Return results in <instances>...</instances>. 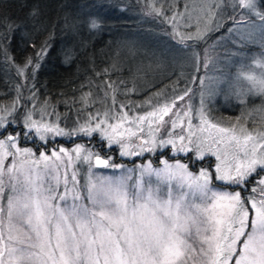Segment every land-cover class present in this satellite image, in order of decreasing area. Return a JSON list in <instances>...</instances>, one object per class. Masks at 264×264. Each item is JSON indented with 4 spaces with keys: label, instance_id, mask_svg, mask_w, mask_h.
<instances>
[{
    "label": "snow or ice",
    "instance_id": "6c2138e0",
    "mask_svg": "<svg viewBox=\"0 0 264 264\" xmlns=\"http://www.w3.org/2000/svg\"><path fill=\"white\" fill-rule=\"evenodd\" d=\"M146 5L150 15L163 16L171 23V35L181 44L204 39L209 31L219 29L224 19H231L235 27L229 25L222 36L231 37L236 33L241 42H251L253 32L241 28L244 16L254 14L264 21V13L258 11L256 0H210L209 6L201 9L204 27L201 29L198 21L193 32L181 33L180 21L184 28L191 27L187 5L182 6V11L169 9L171 15L154 2L146 0ZM222 5L231 7L234 13L243 9L248 12L238 18L225 17L226 8L221 11ZM88 26L94 29L99 24L91 19ZM3 39L6 41L8 37L5 35ZM260 42L264 46V35ZM31 46L36 48L34 44ZM48 48L47 42L36 48L34 56L26 57L23 66L18 68V74L31 68L28 76L34 80ZM208 62L206 51L205 67ZM255 62L264 69V61ZM241 78L250 85L235 93L241 103L249 94L264 96V71L259 77L240 72L237 81ZM221 82L223 77L217 80ZM111 87L110 83L105 85L106 89ZM197 87L205 88L203 79ZM209 90L215 92L211 87ZM190 91L186 86L183 92L159 104L155 110L137 117L138 121L157 117L165 123L164 118L169 116L175 128L179 117L185 115L191 129V119L187 117L191 107L186 101L180 110L172 111L177 101H184ZM14 105L0 108V264H196L194 257L202 258V264H264V132L238 136L233 128L211 123L206 119L201 100L200 123L225 134L227 143L234 144L236 149L230 160L208 149L220 161L214 169L215 179L228 186V190L217 191L210 187L211 173L201 169L194 175L185 163L163 160L162 168H153L148 163L139 168L133 180L132 172L116 178L98 176L94 168L116 169L123 165L112 164L110 158L80 145L72 150V156L65 148H50L37 157L31 148L18 146L19 135L5 131L8 123L19 119L7 120L16 111ZM254 110L264 113V106ZM97 117L94 124L89 119L65 132L58 123L45 122L43 116L33 119L29 112L24 114L23 127L29 132L34 130L35 136L44 142L41 147L48 144V133H53L54 138L74 134L90 137L97 132L107 141L105 146L111 147L114 136L105 128L114 133L121 125H114L107 111L103 118L99 114ZM117 119H127V115L121 111ZM180 126L183 128L184 124ZM191 135V132L187 136L181 132L175 139L144 140L149 145L147 149L141 147L136 153L122 151L120 155H139L144 150L151 152L156 147L163 149L169 145L176 148L179 140L180 152L191 151L194 159L202 160L205 150L199 144L194 149L188 147L193 143ZM205 142L201 139L200 144ZM213 142L225 141L218 138ZM82 151L83 160L88 163L83 185L75 171L68 173V164L63 162V157L79 158ZM8 157L11 159L5 165ZM153 176L158 183L145 179ZM173 180L188 192L177 194ZM189 193L198 194L200 202L190 198Z\"/></svg>",
    "mask_w": 264,
    "mask_h": 264
},
{
    "label": "rangeland",
    "instance_id": "374dc122",
    "mask_svg": "<svg viewBox=\"0 0 264 264\" xmlns=\"http://www.w3.org/2000/svg\"><path fill=\"white\" fill-rule=\"evenodd\" d=\"M174 1L179 0L171 1L172 5H175ZM182 1L184 2V5H187L188 7L189 11L186 15L190 17L191 27L184 28L183 21H180L181 27L179 31L181 33L193 32L197 27L198 21L199 27L202 29L204 27V13L201 11V9L207 8L209 6L210 0ZM256 7L258 11L264 13V0H256ZM225 8V12H227L229 9L232 10L231 7H228L227 5H222L221 11H224ZM243 10H246L248 12L247 9ZM251 15L254 17V21H247L243 19V21L241 22V28L245 32H253L251 42H241L239 36L236 33H232L231 37L227 36L226 39L229 41L226 43L227 47L230 48L229 50H231L230 52H232V55L234 56L228 58L226 61H224V57L219 56V58H221L224 63H222L218 58L215 59L208 57V66L207 68L205 67L207 71L200 77L198 74L201 68L200 63L202 57L199 53H195L196 55H193V53H191L192 48L189 45V42L192 40L194 41L195 39L187 40L185 44H181L177 41V39L173 38V36L170 35L173 38H171V41H177L178 43L176 44L179 48L173 46L172 44L167 41H164V39L161 38H159L158 40H154V42L152 41V39L149 38H140L128 42H122L121 44L117 43L112 46L115 50L114 52L117 53L115 55L117 59V68L123 70L125 67H128L132 70V73L134 74V88L139 93H143L149 88L158 86L163 81L167 80V78L171 77V75L173 74L177 75L173 78L175 80L177 78L178 83H173L174 86H170L169 89H165L161 92H153L152 95L148 97V101L141 103L135 108H129L130 110L126 108L121 109V107H117L115 103H113L112 107L110 108L109 106L108 109V101L106 100L107 98L103 94H94V96L90 97V100L99 106V110L93 109V111H90V114L84 115L81 118L77 117L76 119L74 117L73 121L69 122L65 119L63 120L61 115L55 113L50 106L40 104L37 98L34 97L32 94H24L25 92L21 90L20 93H16V96H22L23 99L19 100V102L15 101V105L12 104L3 107L6 109L11 108L14 105L16 108L15 112L7 116L8 121H13L15 117H19V119H15L14 122L8 123L7 128H9V125L13 128L18 127L20 130L24 128V114L31 112L33 115V119H39L41 116H43L45 122H50L54 124L58 123L60 128L64 129L65 132H68L72 130L77 124L83 123L84 121H87L89 119H91L92 123L94 124L95 120L98 118L97 114H99V118H103L104 113L107 111L109 117L112 118L111 122L114 125L117 123L121 125L120 127L116 128V131L114 133L111 129L105 128L104 125L101 126L102 128H105V131H108L109 134L114 136V140L111 147L105 146L107 144V141L102 140L100 138L99 132L93 133L90 137L74 134L71 137L60 135L55 136L54 138L53 133H48V142L65 141L68 143H73L72 146L69 147H60L69 150V155L72 156V150L75 149L77 145L82 146L88 151L99 153L97 147H95L94 143H92L94 139H97V142L104 144L106 148L105 152H112L115 150H117L116 152H118L117 157L114 155L104 157L101 155V153H99V155L104 158H110V162L112 164H120L123 165V167L116 169H104L97 167L93 169L94 173L98 176L116 178L121 175H124L125 173L132 172L133 180L139 174V168L141 166L147 165L148 163H151L153 168H162V161L166 160V157L163 156V153H165L166 151L168 152L169 158L187 157L188 155L193 154V152L190 151L187 154L180 152L179 148L181 145L179 140H177L176 148H172L171 145L163 149L156 147L151 152L144 150L139 155H120L122 151L136 153L140 150L141 147L145 149L149 147L148 144L143 143L144 140L151 141L153 138H155L157 141H159L161 138L175 139L177 137V134L181 132H183L186 136L189 132H191V139L193 143L191 145H188V147L194 149L199 144L200 147L205 150L204 159L194 160L198 161L199 163L207 160L205 161L206 166L197 168L198 170L194 171L190 169L188 163H185L183 161L168 160V162L173 164L185 163L187 165L188 170L194 175H198L199 170L201 169L206 170L212 174L210 187L217 191L228 190V186L222 185V182L215 179L214 169L215 166L220 163V161H218L216 157L212 155L210 151H208V149L210 148L211 150L221 154L222 157H226L230 160L231 155L236 150L235 145L227 143V137L225 134L218 133L216 129L210 128L208 127V125L201 124L199 120V110L201 107V100H203V109L205 112L206 119L211 123L217 124L219 127L235 129V132L238 136H243L248 132H254L255 134L264 132V113L254 110L264 106V96H252L251 94H249L245 97L244 103H241L237 95L235 94L240 89L246 90L247 87L250 86L248 81L243 78L237 81L238 73H252L253 75L259 77L260 73L264 71V69H262L255 62L256 60L264 61V46H262L260 42L261 36L264 35V32L261 31V29H264V21L260 20L254 14ZM217 16L219 17V13H217ZM169 24L171 25L170 22ZM233 27H235V25ZM228 45H230L231 47H229ZM249 45L253 46L255 52H248L239 49V46L246 47ZM185 53L188 54L185 55ZM197 55L199 57L198 59ZM189 71H193L192 74ZM221 77H223V82L217 83L218 78ZM201 79L204 80L205 88H195V82L198 84ZM186 86L191 89L189 95L185 97L184 101H177L176 108L172 109V111L180 110L181 107L185 105L186 101L187 104L191 107V111L187 113V117L191 119V129H189L187 126L185 115H181L179 117V119L177 120V126L175 128L172 127L169 116H166L164 118V120L166 121L165 123L160 122L157 117H149L147 120L138 121L137 117L146 115L148 111L155 110V108L159 104L166 102L170 100L173 96H176L179 93L183 92ZM209 87L215 89V92L213 93L212 91H210ZM237 107H240V111L236 110ZM121 111L127 115V119H117ZM236 111H239V119H237L236 121H232L231 118L233 117H231V115L229 114H235ZM222 112H224V114H222ZM213 113L222 115L216 116ZM171 119L175 120L176 117H171ZM245 123H249L250 127L246 128ZM181 124H184L183 128H181ZM201 129L207 130L202 131ZM23 135V138L25 140V137H27L28 141L26 142H28L29 145L35 143V146L37 147V143H41V145L44 143L43 141H40L37 136H35L34 130L32 132H29L26 128H24ZM218 138H223L225 142L222 144L214 143L213 140ZM201 139L205 140L206 142L200 144ZM77 140H82L83 143H74ZM117 141L122 142L125 147L122 148L120 146V143H118ZM86 142H90L91 145H87ZM21 143L22 142L19 139L18 146L20 148H31L32 151L36 153L37 157L40 155V152H44V150L38 152L36 148H32V146H20ZM47 145L44 146L46 147ZM84 155L85 153L82 151L80 153L79 158L74 157L73 159L69 160L68 157H63V162H66L68 164V173L71 174L73 171H75L77 173V179L80 181L81 185H83L86 180V169L88 168V163L84 162L83 160ZM146 157H148V159H146ZM116 158H119L120 161L122 160L124 162L133 163V165L129 166L125 163H116ZM154 158L160 161L157 162V164H153L152 160ZM10 159L11 157L5 159V165L8 164V160ZM142 160L144 162H142ZM49 163H51V161ZM41 167H43V164H41ZM60 171H64L63 166L61 167ZM145 179H150L153 183H158L154 176L145 177ZM172 184L177 194L180 191L188 192L187 188L180 189L177 186L176 180H173ZM242 195H244V193H242ZM189 197L195 199L196 202H200L198 194L189 193ZM193 259H195L196 264H202V258L194 257Z\"/></svg>",
    "mask_w": 264,
    "mask_h": 264
},
{
    "label": "trees",
    "instance_id": "16d2710c",
    "mask_svg": "<svg viewBox=\"0 0 264 264\" xmlns=\"http://www.w3.org/2000/svg\"><path fill=\"white\" fill-rule=\"evenodd\" d=\"M171 1L173 0H148V3L154 2L169 15L171 8L182 11V0L174 1L175 5ZM242 13L247 11H224L225 17L231 15L238 18ZM91 19L97 21L98 28L88 26ZM244 19L254 21L251 14L245 15ZM4 25H8V28ZM229 25H233V21L224 19L219 29L209 31L204 39L189 42L191 53H199L202 57L199 77L207 71L204 66L206 51L209 58H218L222 63L234 56L227 47V36H222ZM171 28L169 21L163 16L148 13L146 0H0V49L3 50L0 52V108L23 99L22 96L18 100L16 98V93L21 90L24 94H32L40 104L50 106L63 120L69 122L74 117L76 119L90 114L93 109L99 110V106L90 100L94 94H103L107 98L108 109L113 103L117 107L123 105L128 110L135 108L148 101L153 92H161L174 86L173 83H178L177 78H173L177 75L173 74L158 86L139 93L134 88L132 70L128 67L123 70L117 68V53L112 46L140 38H149L153 42L161 38L178 47L177 41H171ZM5 35L8 37L6 41L3 39ZM45 42L49 44V48L41 60L40 68L35 72V79L28 76L31 68L24 74H18V68L23 66L25 58L34 56L36 48ZM239 49L255 52L251 45L239 46ZM219 56L224 57V61ZM189 72L192 74L193 71ZM109 83L112 87L106 89L105 85ZM196 84L195 82V88ZM236 110L240 111V107ZM239 111L229 114L233 117L232 121L239 119ZM213 114L221 116L224 112L221 115ZM245 125L246 128L250 127L249 123ZM5 131L18 134L24 132V128L20 130L17 127L13 131L7 128ZM20 141L23 146H32L40 152L41 143H37L36 147L35 143L26 144L28 139L20 138ZM97 141L94 139L92 143L104 146ZM50 143L51 146L44 147H69L73 144L65 141ZM74 143L83 141L77 140ZM116 151L113 152L117 157ZM163 156L169 161L188 163L194 171L205 167L207 161L199 163L194 160L193 154L169 158L167 151ZM159 161L156 158L152 160L153 164ZM115 162L133 165L120 161L119 158Z\"/></svg>",
    "mask_w": 264,
    "mask_h": 264
},
{
    "label": "flooded vegetation",
    "instance_id": "af4514ba",
    "mask_svg": "<svg viewBox=\"0 0 264 264\" xmlns=\"http://www.w3.org/2000/svg\"><path fill=\"white\" fill-rule=\"evenodd\" d=\"M9 129H10L11 131L14 130V128H13L12 126H10V125H9ZM12 133H14V132H12ZM23 134H24L23 131L18 132V135L20 136L21 139H23V137H24ZM14 135H17V134L15 133ZM27 143H28V142H26V144H27ZM86 143H87V145H89V146L91 145L90 142H86ZM22 144H23V143H21L20 146H21ZM50 144H51V143L48 142V145H47V146H51ZM28 145H29V144H28ZM61 145H63V144H61ZM95 145H96V147H97L98 152L101 153L102 156L106 157V156H109V155H114V152H113V151H112V152H110V151L105 152V151H106V150H105V149H106L105 146L101 147V146H99L98 143H96ZM60 147H61V146H53V145H52V147H49V148H48V147H47V148H45V147H42V148H41V147H40V151H43V150H44V151H47V150L50 149V148H56V149H58V148H60Z\"/></svg>",
    "mask_w": 264,
    "mask_h": 264
}]
</instances>
